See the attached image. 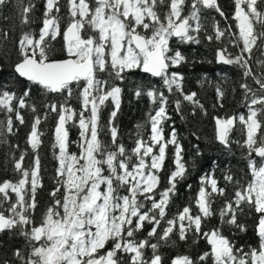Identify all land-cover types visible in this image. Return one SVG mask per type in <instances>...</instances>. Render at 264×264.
Here are the masks:
<instances>
[{
    "label": "snow or ice",
    "instance_id": "snow-or-ice-1",
    "mask_svg": "<svg viewBox=\"0 0 264 264\" xmlns=\"http://www.w3.org/2000/svg\"><path fill=\"white\" fill-rule=\"evenodd\" d=\"M8 3L9 0H0V7ZM233 3L232 19L236 21L237 31L231 33L230 28L222 29L214 22L213 34H208L202 22L203 9H214L227 19L218 0H67L68 22L63 29L60 0H45L43 26L38 36L32 31L22 33L17 42L19 59L14 65L18 77L46 93L63 97L62 103L46 105L51 112L57 113L53 131V148L58 149L55 157L57 186L49 193L53 203L45 210L39 225L32 217L37 207V189L43 186L39 156L29 169L23 167L24 156L21 155L14 163L15 170L21 174L18 182L5 180L0 183V233L18 230L28 242L27 258L19 249L13 253L22 264H122L121 254L127 255L128 264H163L158 244L150 243L149 239L137 240L136 236L145 224L153 225L147 233L149 238L158 235L157 227L166 216L170 195L175 194L177 183L185 178L188 170L184 149L174 128L167 137L164 135L165 122L169 119L167 97L163 92L151 88L145 92L141 87L136 88L135 95L146 94L159 105L155 114L148 116L149 138H142L143 125H137L138 138L130 152L118 143L114 121L120 109L122 89L112 81H123L126 73L139 70L160 78L170 94L175 90L193 107L203 108L195 99V92L183 91L184 77L179 72L169 71L187 59L181 51L171 47V38L175 37L182 44H199L201 32L209 42L221 41L226 32L231 33L229 43L238 52L231 53L226 47L217 49V63L239 65L244 69L243 77H252L259 86L261 94L258 95L247 83L240 85L248 99L247 117L214 118L215 139L226 149L232 143L230 133L236 121L243 125L245 139L236 143L246 149L244 159L251 179L241 185L231 174H225L224 180L235 186L232 199L214 177L202 176L196 200L198 214L193 216L189 207L183 208L176 220L167 221L169 227L163 229L159 240L167 242L173 233L172 226L179 221L181 241L186 240L187 233L194 228L195 235L206 239L211 246L210 251L199 256L202 264H207L209 258L212 264H264V121L259 118L264 115V76H254L248 67L254 49L264 55V11L261 10L264 0H233ZM18 4L21 24L32 23L29 14L35 4L32 0L27 4L18 0ZM0 36L8 39L7 32ZM58 37H62L59 51L66 55L64 59L53 58L57 53L53 42ZM103 73H107V78L101 75ZM73 85L80 88L79 110L69 104ZM12 86L0 83V110L15 112V119L24 124L19 109L30 107L36 112L34 105L27 104L31 89L25 87L17 96L9 91ZM216 96L223 107L224 92L219 87ZM109 100L113 105L107 124L111 143L105 144L100 138L105 127L101 112ZM13 101H16L15 106ZM175 108L183 118L181 100L175 101ZM41 123L36 116L27 136V144L34 152L38 151L44 135L39 128ZM69 125L79 129V154L69 151L72 143ZM6 128L12 133L10 117ZM169 145L174 147L175 169L170 171L168 187L159 193L157 200L155 194L161 183L160 173L165 169ZM157 147L158 151H154ZM209 186L211 191L207 190ZM61 189L62 196L59 195ZM9 190L15 193L16 200L4 207L10 199ZM213 194L224 196L227 202L219 211L220 225L204 231L202 222L216 214L212 207ZM145 201H151L147 209ZM252 211L258 217L255 232L259 245L249 246L245 251L243 246L237 248L222 234L221 226L246 232L247 225L239 217ZM109 243L111 248L106 247ZM148 247L152 255L146 259L144 250ZM4 264L9 262L6 260ZM172 264L197 262L188 256H179Z\"/></svg>",
    "mask_w": 264,
    "mask_h": 264
},
{
    "label": "trees",
    "instance_id": "trees-1",
    "mask_svg": "<svg viewBox=\"0 0 264 264\" xmlns=\"http://www.w3.org/2000/svg\"><path fill=\"white\" fill-rule=\"evenodd\" d=\"M35 8L29 14V19L32 23L28 25L21 24V13L18 0H9L8 5L0 7V33L7 32L8 39L5 40L0 36V83H10L13 85L9 91H14L17 96L21 95L25 87L31 89L30 98L27 99L28 105H34L36 112H32L31 108L19 109L21 115L25 119L24 124H20L15 119V112L7 113L0 110V183L5 180L13 183L18 182L21 174L14 168V163L24 156L23 167L31 168L34 165L35 157L38 155L40 159V177L42 187L37 189L36 201L37 207L32 213V217L39 225L42 216L47 207L53 203V198L49 193L57 186L55 181L56 168L58 162L56 155L58 149L53 148V131L57 120V113L51 112L46 105L50 103H62L63 97L61 94L46 93L39 86L31 85L29 82L20 79L14 72V65L19 59L17 50V42L23 32L32 31L38 36L39 28H41L44 12L45 0H32ZM27 4L28 0H24ZM221 9L225 12L227 19L221 17L214 9H203L201 16L202 22L207 28L208 34H213L212 24L218 23L222 29H231V33H235L236 21L232 19L234 13L233 0H218ZM61 28L66 27L68 22L67 0H60ZM163 12L165 9H160ZM264 11V6H261ZM187 14V8L185 11ZM231 33L226 32L221 41L212 42L204 39V32L199 34V44H182L178 40H170V45L173 49L179 50L187 58L186 62L178 68H171L170 72H179L183 77V91L187 94L196 93L195 99L203 105V108L193 105L183 100L178 92L173 90L170 94L163 85L160 78H153L146 75L144 72L135 70L125 74L123 81L114 80L112 83L121 87L122 93L120 98V109L115 118V125L118 129V143L123 144L130 152L135 146L137 140V125H143L142 138L147 140L150 135V125L148 124L149 114H155L158 108V103L154 104L146 95L137 97L135 90L141 87L145 92L151 88L157 92H163L167 97L168 103L167 113L169 119L165 122L164 135L167 137L170 131L174 128L177 133V138L183 146V157L187 166L185 178L179 180L176 185L175 194L170 195L168 207L166 208V216L160 220L157 227L158 235L149 238L147 233L151 230V224H145L144 229L137 233L136 239H149L150 243L158 244V254L162 256L163 264H172V261L179 256H188L197 264H202L199 261V256L206 251H210L206 239L195 235L193 231L187 233L186 240L179 239V221L172 226L173 233L170 234L167 242L159 240V236L163 234V229L169 227L168 220H176V217L183 208L189 207L191 214H198L199 209L196 205L199 189L201 187L200 178L202 176L214 177L219 187H225L229 198L234 199V184H229L224 180L225 174H231L235 180L240 181L241 185L247 183L251 179L248 174L247 161L244 159L246 149L240 147V143L245 139L243 125L237 120L235 127L230 133L232 141L230 148L226 149L220 145L215 139V117H239L248 114V99H246L244 90L240 87L242 83H247L249 87L259 93V86L255 83L252 77H243L244 69L239 65H225L217 63L216 51L219 48H227L229 52L236 53L238 49L234 48L230 43ZM87 34V33H85ZM57 49L54 59H64L66 55L59 51L63 41L62 37H58L57 41L53 42ZM248 67L256 77L264 76V55L256 49L253 50L251 59L248 60ZM107 78V73L101 74ZM221 88L224 92L223 107L217 101L216 89ZM73 95L69 104L76 110L80 109V104L77 99L80 88L76 85L72 86ZM181 100V112L183 118L179 115L175 108V101ZM16 105V101H13ZM255 107L259 108L260 105ZM113 110L111 100L106 102V106L102 108L101 117L102 124L105 126L101 132V139L105 144L111 143V136L107 129L109 114ZM194 113V114H193ZM39 116L42 123L39 126L44 133L41 137L42 143L37 152H34L27 144V136L31 129V124L35 117ZM13 121L12 133H8L6 121L8 118ZM264 121V115L259 117ZM70 128V139L72 141L69 151L79 154L78 144L80 142L79 129L76 127ZM154 151H158L154 149ZM174 147L169 145L167 149V159L165 161V169L160 173L161 183L159 184L155 198L160 199L159 193L168 187V176L171 170L175 169L173 163ZM199 153V154H197ZM254 155V154H253ZM150 163L148 158H145ZM259 159V158H256ZM135 160V157H133ZM105 174L106 171H105ZM189 185L191 187H189ZM30 187V185H26ZM62 190L59 195L62 196ZM211 191L210 186L207 189ZM126 194V193H125ZM9 201L4 204L8 207L10 203L15 202V193L9 190ZM213 210L216 213L211 218L205 219L202 222L204 231H208L213 227L219 226V211L225 205L226 198L217 194H213ZM151 201H145V209L150 207ZM245 211L247 208L245 206ZM7 215V213H5ZM159 219V217L157 216ZM242 223L247 225L246 232H239L237 229L228 225L221 226L222 234L233 241L237 248L244 247L247 251L249 246L258 247L259 239L255 232V226L258 222V217L254 211L239 217ZM111 243L106 247L111 248ZM19 249L27 258L30 251L28 242L23 236L18 234V230L12 232L5 231L0 233V264L8 261L9 264H22L13 253ZM145 258H150L152 250L150 247L144 250ZM122 264H128L127 255L121 254ZM207 264H212L209 258Z\"/></svg>",
    "mask_w": 264,
    "mask_h": 264
},
{
    "label": "water",
    "instance_id": "water-1",
    "mask_svg": "<svg viewBox=\"0 0 264 264\" xmlns=\"http://www.w3.org/2000/svg\"><path fill=\"white\" fill-rule=\"evenodd\" d=\"M173 39H175V40H177L175 37H173ZM222 64V63H221ZM0 71H1V66H0ZM16 74V73H15ZM146 75H149V76H151L150 74H148V73H145ZM17 75V74H16ZM151 77H153V76H151ZM20 78V77H19ZM153 78H158V77H153ZM20 79H22V78H20ZM23 80V79H22ZM25 81V80H24ZM215 128H216V125H215ZM207 242V241H206ZM208 246H210V245H208ZM210 248H211V246H210Z\"/></svg>",
    "mask_w": 264,
    "mask_h": 264
},
{
    "label": "rangeland",
    "instance_id": "rangeland-1",
    "mask_svg": "<svg viewBox=\"0 0 264 264\" xmlns=\"http://www.w3.org/2000/svg\"><path fill=\"white\" fill-rule=\"evenodd\" d=\"M62 195H63V190H62Z\"/></svg>",
    "mask_w": 264,
    "mask_h": 264
}]
</instances>
